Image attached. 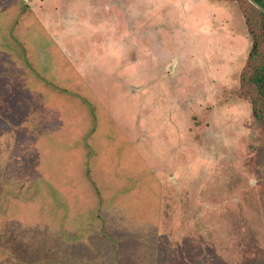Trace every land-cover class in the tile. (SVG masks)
I'll list each match as a JSON object with an SVG mask.
<instances>
[{
	"label": "rangeland",
	"instance_id": "rangeland-1",
	"mask_svg": "<svg viewBox=\"0 0 264 264\" xmlns=\"http://www.w3.org/2000/svg\"><path fill=\"white\" fill-rule=\"evenodd\" d=\"M120 4L0 0V264H264L248 2Z\"/></svg>",
	"mask_w": 264,
	"mask_h": 264
},
{
	"label": "trees",
	"instance_id": "trees-1",
	"mask_svg": "<svg viewBox=\"0 0 264 264\" xmlns=\"http://www.w3.org/2000/svg\"><path fill=\"white\" fill-rule=\"evenodd\" d=\"M246 1L249 8H244L245 21L252 37V45L240 72L238 90L242 94L245 92L244 97L250 100L254 115L264 122V12L249 0ZM257 1L264 6V0Z\"/></svg>",
	"mask_w": 264,
	"mask_h": 264
},
{
	"label": "crops",
	"instance_id": "crops-1",
	"mask_svg": "<svg viewBox=\"0 0 264 264\" xmlns=\"http://www.w3.org/2000/svg\"><path fill=\"white\" fill-rule=\"evenodd\" d=\"M124 1V0H123ZM123 1L121 0V4L120 5H122L123 4ZM111 4L110 3H105V7H109V8H111ZM94 8V7H93ZM95 8H98L97 6L95 7ZM116 29V28H115ZM125 32V31H124ZM110 35H112V36H110V37H108L107 38V40L109 41V42H111V45H112V47L114 46V44H113V41H118V40H121V41H127V40H130V38L127 36V35H125L124 36V38H123V36L122 35H124L123 33H121V31H119L118 29H116L115 31H114V33H112V32H110L109 33ZM114 35H117V36H114ZM132 40V39H131ZM144 40V37H141V39H140V41H143ZM110 45V46H111ZM108 46H109V43H108ZM114 48V47H113Z\"/></svg>",
	"mask_w": 264,
	"mask_h": 264
},
{
	"label": "water",
	"instance_id": "water-1",
	"mask_svg": "<svg viewBox=\"0 0 264 264\" xmlns=\"http://www.w3.org/2000/svg\"><path fill=\"white\" fill-rule=\"evenodd\" d=\"M252 4H254L257 8L264 12V6L260 4L257 0H249Z\"/></svg>",
	"mask_w": 264,
	"mask_h": 264
}]
</instances>
